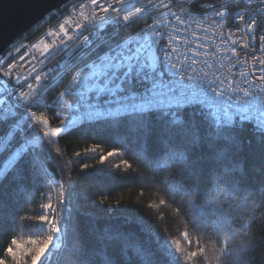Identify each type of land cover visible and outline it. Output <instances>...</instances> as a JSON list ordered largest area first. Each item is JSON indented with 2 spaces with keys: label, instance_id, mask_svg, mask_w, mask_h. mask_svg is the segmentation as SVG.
Returning a JSON list of instances; mask_svg holds the SVG:
<instances>
[{
  "label": "snow or ice",
  "instance_id": "1",
  "mask_svg": "<svg viewBox=\"0 0 264 264\" xmlns=\"http://www.w3.org/2000/svg\"><path fill=\"white\" fill-rule=\"evenodd\" d=\"M42 5L66 18L44 34L42 48L32 45L39 54L0 47V264H264L254 255L264 240L244 230L246 218L264 213V0ZM245 127L261 160L254 184L242 179L238 160ZM66 135L111 140V151L93 145L72 156L99 157L89 175L116 169L155 188L159 206L176 205L185 230L169 238L126 202L105 208L104 196L92 199L95 189L73 181V159L59 146ZM29 225L33 233L22 239L17 233ZM208 237L218 247L209 250Z\"/></svg>",
  "mask_w": 264,
  "mask_h": 264
},
{
  "label": "trees",
  "instance_id": "2",
  "mask_svg": "<svg viewBox=\"0 0 264 264\" xmlns=\"http://www.w3.org/2000/svg\"><path fill=\"white\" fill-rule=\"evenodd\" d=\"M40 32L37 26L29 30L20 39L36 37ZM10 47L9 50L12 49ZM8 50V51H9ZM50 115V114H49ZM58 122L53 121L52 126H55ZM241 140V150L238 154L239 165L241 168L242 179L248 184L255 183V169L260 165L261 160L259 156L258 149L256 148L255 134L251 127H245L239 132ZM251 142V143H249ZM93 145H98L105 152L111 151L115 146L111 140L101 138H83L80 139L74 135H66L60 139V147L66 149V157L73 159V169L72 178L78 187H83L87 189H95L97 195L92 196V199H97L100 195L106 198L105 208L108 207L109 202L115 200H121L126 202L129 207H135L139 211L154 220H157L162 229H165L169 238L178 235L179 231L185 230L187 227L183 223V217L177 216L175 213L176 205L169 203L166 207L159 206V199L162 198V194H158L155 188L149 187L147 184L141 185L140 182L135 180H129L126 178L125 174L116 169H108V173L105 176H94L88 173H93L98 165L99 157L96 156L91 159H75L72 156L73 152H82L85 147H92ZM124 159H127L130 164H132L133 169L144 171L141 169L140 165L131 157L130 154L125 155ZM82 164H88L91 167L88 169H82ZM123 167V166H122ZM131 174V170L130 173ZM145 175L150 176L151 172H145ZM43 191V189H40ZM40 203L37 197L36 203L29 205L28 208L31 210L30 214L36 215L38 212V204ZM149 203H155L156 208H149ZM86 211H91L96 213V209L87 208ZM164 216L163 220L159 218ZM119 222V221H117ZM247 228L244 229L250 234H257L258 240H264V213L257 212L256 216L252 219L246 218ZM80 223L82 227H88L91 224V218L89 216H81ZM103 221H101V224ZM33 230L31 226H26L18 231V235L22 239H27L29 235H32ZM2 242V241H0ZM209 250L218 247L217 241L214 238L208 237L203 240ZM254 255L261 261H264V248L257 247Z\"/></svg>",
  "mask_w": 264,
  "mask_h": 264
},
{
  "label": "water",
  "instance_id": "3",
  "mask_svg": "<svg viewBox=\"0 0 264 264\" xmlns=\"http://www.w3.org/2000/svg\"><path fill=\"white\" fill-rule=\"evenodd\" d=\"M42 0H0V47L5 51L48 14Z\"/></svg>",
  "mask_w": 264,
  "mask_h": 264
},
{
  "label": "built area",
  "instance_id": "4",
  "mask_svg": "<svg viewBox=\"0 0 264 264\" xmlns=\"http://www.w3.org/2000/svg\"><path fill=\"white\" fill-rule=\"evenodd\" d=\"M202 2H203V0H202ZM233 9L241 11L245 15V18H247V9H245L242 4H240V3L234 4ZM65 18H66L65 16H57V17L53 18V16H50L47 14L43 18V20L37 24L39 26L38 28H39L40 32L38 33V35L36 37L26 38V39L19 41L9 51H11L12 54L14 56H17V57L19 55H23L25 51H28L30 49L33 51V54H39V52L42 48V42H43L44 34L47 31L51 30L54 26H57L58 23L63 22V20ZM261 27L264 28V24H262ZM33 44L41 45V48L32 49ZM259 55H260V53H257V56H259ZM63 56H64L63 52H60L59 54L54 53L48 61L49 67L54 66L58 62H61ZM241 57H243L242 52H241Z\"/></svg>",
  "mask_w": 264,
  "mask_h": 264
},
{
  "label": "bare ground",
  "instance_id": "5",
  "mask_svg": "<svg viewBox=\"0 0 264 264\" xmlns=\"http://www.w3.org/2000/svg\"><path fill=\"white\" fill-rule=\"evenodd\" d=\"M21 40H23V39H20V38H19V39L15 40V41L12 43L11 46L16 45V44H17L19 41H21ZM11 46H10V47H11ZM10 47L8 48V50L10 49ZM8 50H7V51H8Z\"/></svg>",
  "mask_w": 264,
  "mask_h": 264
},
{
  "label": "rangeland",
  "instance_id": "6",
  "mask_svg": "<svg viewBox=\"0 0 264 264\" xmlns=\"http://www.w3.org/2000/svg\"><path fill=\"white\" fill-rule=\"evenodd\" d=\"M55 126H57V124ZM55 126H53V127H55Z\"/></svg>",
  "mask_w": 264,
  "mask_h": 264
}]
</instances>
